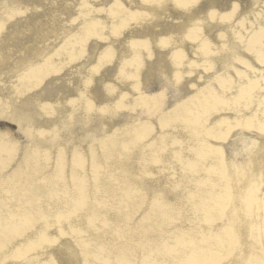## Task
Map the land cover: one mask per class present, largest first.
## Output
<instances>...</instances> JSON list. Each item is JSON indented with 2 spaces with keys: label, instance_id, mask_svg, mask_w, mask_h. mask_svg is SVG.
Here are the masks:
<instances>
[{
  "label": "bare ground",
  "instance_id": "6f19581e",
  "mask_svg": "<svg viewBox=\"0 0 264 264\" xmlns=\"http://www.w3.org/2000/svg\"><path fill=\"white\" fill-rule=\"evenodd\" d=\"M0 114V264H264V0H0Z\"/></svg>",
  "mask_w": 264,
  "mask_h": 264
},
{
  "label": "rangeland",
  "instance_id": "374dc122",
  "mask_svg": "<svg viewBox=\"0 0 264 264\" xmlns=\"http://www.w3.org/2000/svg\"><path fill=\"white\" fill-rule=\"evenodd\" d=\"M1 136L5 137V139L1 138ZM0 138L3 139V141H7L10 139L15 140L14 145H16L15 147L17 148L23 145L21 142L24 140V138H22V134L16 130V126L14 125V123H12V121L9 118L1 116V114H0ZM6 152L4 154H6ZM15 152L16 155L21 158V156L18 155V151H16L15 148L14 151L11 152L8 157L0 158V167L2 168L0 170L1 176L3 174L10 173L12 170H14L17 167L19 159L17 157H14Z\"/></svg>",
  "mask_w": 264,
  "mask_h": 264
}]
</instances>
